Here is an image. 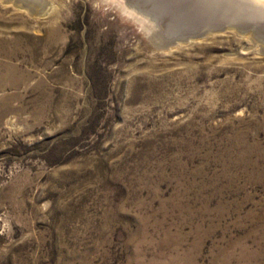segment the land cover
<instances>
[{
    "label": "rangeland",
    "instance_id": "rangeland-1",
    "mask_svg": "<svg viewBox=\"0 0 264 264\" xmlns=\"http://www.w3.org/2000/svg\"><path fill=\"white\" fill-rule=\"evenodd\" d=\"M42 3L0 0V264H264V46Z\"/></svg>",
    "mask_w": 264,
    "mask_h": 264
},
{
    "label": "bare ground",
    "instance_id": "bare-ground-1",
    "mask_svg": "<svg viewBox=\"0 0 264 264\" xmlns=\"http://www.w3.org/2000/svg\"><path fill=\"white\" fill-rule=\"evenodd\" d=\"M2 1L11 2L18 8L26 9L32 15H39L42 13L41 11H40L41 13L38 12L40 8L42 9V7L43 8L45 7L42 2L46 0H2ZM39 1L41 2L39 3ZM108 1L110 2V0ZM115 1L120 4L123 11L128 12L129 8L124 7L125 3L123 4V2L120 0H115ZM144 1H145L144 2L145 4L143 3L144 5L149 7L151 6L152 8H149V10L151 9V11H149L147 7L143 6L142 7L143 11L147 12L148 15L149 14L151 15L150 18L151 20H155L154 22H156L155 23L156 26H160L163 28L161 31H163L167 27L175 31H179L181 29L185 31V29L182 28L183 26L182 24L189 21V19L192 20L196 17L203 18L204 15H206V17L208 15L211 17L215 15L216 17L223 20V22L225 23L237 24L246 28L252 27L254 28V31L256 33H260L264 36V0H144ZM152 9L156 11H153ZM128 13H130V18H132V20H134L135 18L143 25H146V29L148 30V33L151 32L156 38H160L162 33L160 34L159 31L157 33L155 32L156 26L150 24L152 22L149 23L146 18H144L143 16H138L136 12L129 10ZM153 15L158 16L159 20L156 21V17ZM161 20L166 21L164 22L165 27L161 25L160 23ZM165 36L168 35L166 34ZM167 41L169 40L167 39ZM9 70L13 71V68L10 67Z\"/></svg>",
    "mask_w": 264,
    "mask_h": 264
},
{
    "label": "water",
    "instance_id": "water-1",
    "mask_svg": "<svg viewBox=\"0 0 264 264\" xmlns=\"http://www.w3.org/2000/svg\"><path fill=\"white\" fill-rule=\"evenodd\" d=\"M209 16V15H208ZM206 17V15L203 16V18L196 17L194 19H189V21L183 23L182 28L184 30H179L180 32H191L188 34H180L177 37H174L171 39V42L175 41H181V42H186L189 40H195L202 38L206 35L209 34H214V33H222L225 31H235L239 35H248L250 36L255 42H258L259 44L264 46V40L260 38V36L257 35V33L254 31V28H246L242 27L237 24H230V23H225L223 20L220 18L214 16H209ZM222 21V22H221ZM188 30V31H187ZM183 35V36H182Z\"/></svg>",
    "mask_w": 264,
    "mask_h": 264
}]
</instances>
